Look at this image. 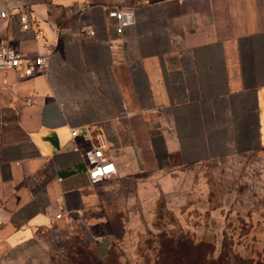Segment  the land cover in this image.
Wrapping results in <instances>:
<instances>
[{
  "label": "crops",
  "instance_id": "obj_1",
  "mask_svg": "<svg viewBox=\"0 0 264 264\" xmlns=\"http://www.w3.org/2000/svg\"><path fill=\"white\" fill-rule=\"evenodd\" d=\"M23 5L42 34L19 30ZM114 6L133 16L119 32ZM0 10L9 46L49 50L31 75L0 67V264H37L26 250L50 228L149 212L181 166L264 145V0H0ZM91 145L116 168L94 183ZM113 228L98 232L106 241Z\"/></svg>",
  "mask_w": 264,
  "mask_h": 264
},
{
  "label": "rangeland",
  "instance_id": "obj_2",
  "mask_svg": "<svg viewBox=\"0 0 264 264\" xmlns=\"http://www.w3.org/2000/svg\"><path fill=\"white\" fill-rule=\"evenodd\" d=\"M151 200L149 212L134 210L129 219L80 228L54 226L27 254L36 256L37 264L264 261V145L183 165L175 187ZM112 227L115 238L105 241L98 231ZM98 250L104 251L100 258Z\"/></svg>",
  "mask_w": 264,
  "mask_h": 264
},
{
  "label": "built area",
  "instance_id": "obj_3",
  "mask_svg": "<svg viewBox=\"0 0 264 264\" xmlns=\"http://www.w3.org/2000/svg\"><path fill=\"white\" fill-rule=\"evenodd\" d=\"M9 15V11L0 10V17ZM106 15L116 21L115 30L119 32L121 27L133 21L132 12L128 8L114 6L107 10ZM19 30H31L35 35L42 34V30L37 26L33 27L28 9L23 5L16 14ZM84 22H80V29L84 28ZM91 34L92 30H87ZM48 49L36 55H25L17 49L8 45L7 41L0 37V67H12L18 70L19 76L31 75L41 71L46 64ZM29 98H24L28 102ZM74 131L71 130V134ZM76 149V147H75ZM82 156L86 162V174L91 183L103 180L111 176L116 168L113 161L107 158L100 145L88 146L82 150ZM61 211H56L54 217L61 216Z\"/></svg>",
  "mask_w": 264,
  "mask_h": 264
},
{
  "label": "trees",
  "instance_id": "obj_4",
  "mask_svg": "<svg viewBox=\"0 0 264 264\" xmlns=\"http://www.w3.org/2000/svg\"><path fill=\"white\" fill-rule=\"evenodd\" d=\"M204 261H205V260H204ZM79 264H80V263H79ZM93 264H103V262H100L99 260L96 259V260L93 261ZM182 264H193V263L190 262L188 259L184 258ZM197 264H207V263H205V262L199 260ZM209 264H210V263H209ZM215 264H233V263H232L231 261H229V260H224L223 262H217V263H215ZM241 264H245V263H243V261H242ZM246 264H264V261H263V262H251V261H250V262H247Z\"/></svg>",
  "mask_w": 264,
  "mask_h": 264
}]
</instances>
